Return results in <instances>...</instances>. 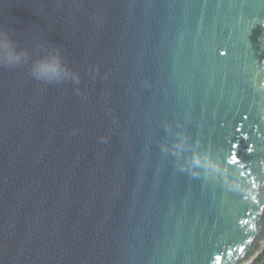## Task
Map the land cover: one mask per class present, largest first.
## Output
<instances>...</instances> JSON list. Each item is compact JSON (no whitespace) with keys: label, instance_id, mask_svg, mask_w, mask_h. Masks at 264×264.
<instances>
[{"label":"water","instance_id":"95a60500","mask_svg":"<svg viewBox=\"0 0 264 264\" xmlns=\"http://www.w3.org/2000/svg\"><path fill=\"white\" fill-rule=\"evenodd\" d=\"M0 27L31 56L0 65V264L264 252V0H0ZM52 49L79 84L33 78Z\"/></svg>","mask_w":264,"mask_h":264},{"label":"clouds","instance_id":"9594fccd","mask_svg":"<svg viewBox=\"0 0 264 264\" xmlns=\"http://www.w3.org/2000/svg\"><path fill=\"white\" fill-rule=\"evenodd\" d=\"M30 60V54L17 48L11 33L5 28L0 27V65L15 67L28 63ZM30 71L33 78L48 84L64 81H71L75 84H79L80 82L79 74L65 64L58 49L49 50L38 59L32 61ZM168 127L169 129L171 128L170 125ZM175 135L176 139L172 145H162V151L174 155L177 158V164L181 170H184L187 161H190L195 162L198 167L206 170H212L214 172L220 171L219 165L212 157L208 153H202L200 151L199 141L190 143V138L181 132H177ZM186 152L190 153L187 161L185 160ZM235 160L236 158L233 156L230 162L234 163Z\"/></svg>","mask_w":264,"mask_h":264},{"label":"trees","instance_id":"16d2710c","mask_svg":"<svg viewBox=\"0 0 264 264\" xmlns=\"http://www.w3.org/2000/svg\"><path fill=\"white\" fill-rule=\"evenodd\" d=\"M252 264H264V253L260 256L259 259H257L255 262Z\"/></svg>","mask_w":264,"mask_h":264},{"label":"rangeland","instance_id":"374dc122","mask_svg":"<svg viewBox=\"0 0 264 264\" xmlns=\"http://www.w3.org/2000/svg\"><path fill=\"white\" fill-rule=\"evenodd\" d=\"M257 255L259 256L260 254L258 253ZM257 255L255 257H253L251 260H249L247 264L251 263L254 259L258 258Z\"/></svg>","mask_w":264,"mask_h":264},{"label":"snow or ice","instance_id":"6c2138e0","mask_svg":"<svg viewBox=\"0 0 264 264\" xmlns=\"http://www.w3.org/2000/svg\"><path fill=\"white\" fill-rule=\"evenodd\" d=\"M249 151H251V149H249ZM233 157V156H232ZM235 157V156H234ZM236 158V157H235ZM234 163H237V159L235 160V162ZM253 199H255V198H253ZM219 259V258H218Z\"/></svg>","mask_w":264,"mask_h":264}]
</instances>
